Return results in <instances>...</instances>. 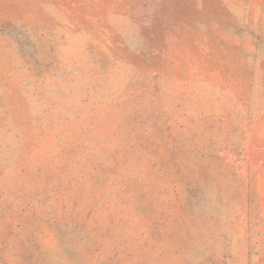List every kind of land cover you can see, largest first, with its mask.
Wrapping results in <instances>:
<instances>
[{"label": "rangeland", "instance_id": "rangeland-1", "mask_svg": "<svg viewBox=\"0 0 264 264\" xmlns=\"http://www.w3.org/2000/svg\"><path fill=\"white\" fill-rule=\"evenodd\" d=\"M0 264H264V0H0Z\"/></svg>", "mask_w": 264, "mask_h": 264}]
</instances>
